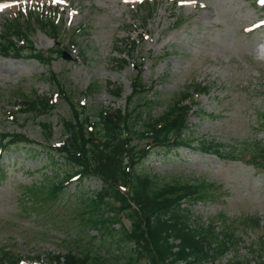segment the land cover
Here are the masks:
<instances>
[{"label":"rangeland","instance_id":"1","mask_svg":"<svg viewBox=\"0 0 264 264\" xmlns=\"http://www.w3.org/2000/svg\"><path fill=\"white\" fill-rule=\"evenodd\" d=\"M144 1L156 6L146 22L137 12ZM3 5L10 6L0 10V31L18 10L38 11L53 5L59 7L69 28L83 25L87 29L80 40L81 48L75 45L61 55L52 54L56 57L52 68L68 87L77 89L81 104L119 108L126 103L137 72V59L127 55V44L142 37V48L136 56L142 62L143 75L149 84L162 79L156 95L163 101L156 110L193 82H201L212 90L197 97L189 119L190 133L196 138L231 143L250 137L264 140V129L257 130L264 114V0H0ZM32 40L47 53L57 48L41 29L32 34ZM121 58L129 64L121 67ZM46 70L35 61L0 55L1 133L18 132L43 141L38 122L47 115L26 113L15 95L20 90L36 91L58 98V91L42 77ZM91 82H99L102 90L85 94ZM109 82L124 87L123 98L104 88ZM66 110L60 104L50 116L55 123L56 146L61 141L58 115H65ZM25 146H11L3 157L6 166L0 172V246L21 250L23 264H40L48 252L62 254L67 248H84L96 236V230L87 233L88 229H83L76 209L82 205L80 199L100 189L101 181H77L68 185L59 199L50 201L43 192L44 185L55 180L56 171L70 168L53 163L42 149L33 151ZM141 169L167 177L215 181V199L191 207L196 217L205 220L221 212L232 217L260 216L263 230L252 232L242 252H248L257 235L264 234V171L199 151L168 147L155 150ZM91 244L97 249L100 239Z\"/></svg>","mask_w":264,"mask_h":264},{"label":"trees","instance_id":"2","mask_svg":"<svg viewBox=\"0 0 264 264\" xmlns=\"http://www.w3.org/2000/svg\"><path fill=\"white\" fill-rule=\"evenodd\" d=\"M141 8V19L146 22L155 8L149 3ZM21 15L23 21L15 18L3 25L0 54L49 65L42 75L59 92V102L36 91L20 90L15 97L22 100L26 112L47 115L38 122L46 144L36 143L24 134L0 133V156L10 144L24 142L42 146L53 163L69 167L56 171L55 180L44 185L43 192L50 201L59 199L75 178L79 182L85 178L102 182L99 190L80 199L82 205L76 209V218L83 229H88L87 233L96 230V236L84 248H67L62 254L48 252L40 264H252L253 261L264 264V234H258L248 252H242V245L252 232H260V217H232L221 212L204 220L194 215L193 205L215 199V181L167 177L141 169L143 161L156 149L185 147L264 170V141L258 137L233 143L196 138L189 132L195 95L208 92L211 87L193 82L167 99L161 110H156L163 101L156 95L159 81L148 84L141 68L132 78V92L124 106L81 104L77 89L68 87L63 76L51 66L56 60L52 54L61 55L71 45H80L87 29L82 26L67 29L56 8L51 12L29 10ZM38 27L56 42L61 41L62 49L57 46L48 53L38 50L30 38ZM139 44L130 39L129 56L135 57L141 51ZM118 61L121 66L127 62ZM102 88L99 82H91L84 93L90 95ZM105 88L119 98L125 92L123 86L112 83ZM60 104L67 109L65 115H58L62 143L52 146L56 130L50 116ZM258 123L257 130L264 129V114ZM94 239H100L97 249L91 244ZM20 251L0 246V264H22Z\"/></svg>","mask_w":264,"mask_h":264},{"label":"snow or ice","instance_id":"3","mask_svg":"<svg viewBox=\"0 0 264 264\" xmlns=\"http://www.w3.org/2000/svg\"><path fill=\"white\" fill-rule=\"evenodd\" d=\"M10 5H3V6H0V10H3V8L5 7H9Z\"/></svg>","mask_w":264,"mask_h":264}]
</instances>
